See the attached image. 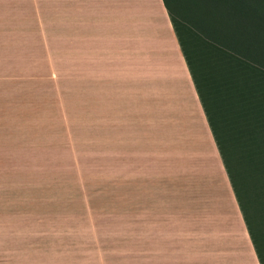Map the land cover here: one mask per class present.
Returning a JSON list of instances; mask_svg holds the SVG:
<instances>
[{
  "label": "rangeland",
  "instance_id": "374dc122",
  "mask_svg": "<svg viewBox=\"0 0 264 264\" xmlns=\"http://www.w3.org/2000/svg\"><path fill=\"white\" fill-rule=\"evenodd\" d=\"M53 26L31 0H0V264H237L231 214L202 203L212 165L172 136L177 99L127 66L122 36L111 74L71 76L87 46L72 69Z\"/></svg>",
  "mask_w": 264,
  "mask_h": 264
},
{
  "label": "crops",
  "instance_id": "0c3cea01",
  "mask_svg": "<svg viewBox=\"0 0 264 264\" xmlns=\"http://www.w3.org/2000/svg\"><path fill=\"white\" fill-rule=\"evenodd\" d=\"M36 3L37 12L46 18H53L55 43L70 46V67L73 68L72 48L75 44L87 46L85 55L79 56V71L71 76H107L114 63L112 45L117 37H123L126 44L127 66L145 68L151 82L160 80L168 95L178 101V108L184 111L183 119L174 126L172 136H190L188 147L180 142L183 154L190 159L196 156L205 167L201 176L197 171L199 184L207 186L202 203L213 205L214 212L220 211L227 221L221 238L229 244L228 254L237 264H259L245 222L235 199L213 134L209 127L200 98L187 66L176 31L173 16L162 0H31ZM47 14V15H46ZM264 28V23H261ZM61 30L59 36L58 30ZM62 33L64 36H62ZM203 38V37H202ZM248 52L247 58L261 59L264 63V40L260 49ZM249 45V44H247ZM235 58H244L231 53ZM94 73H90V71ZM264 71V69H262ZM154 92L156 88L153 89ZM125 136H136L129 131ZM191 147L192 150H189ZM212 173V174H211ZM214 173V174H213ZM204 188V187H203ZM210 210V208L208 209ZM210 213H208L209 216ZM226 248V246H225ZM226 251V249H225ZM224 251V254H225Z\"/></svg>",
  "mask_w": 264,
  "mask_h": 264
},
{
  "label": "trees",
  "instance_id": "16d2710c",
  "mask_svg": "<svg viewBox=\"0 0 264 264\" xmlns=\"http://www.w3.org/2000/svg\"><path fill=\"white\" fill-rule=\"evenodd\" d=\"M162 1L173 16L257 259L264 264V63L247 58L252 43L260 49L264 40V0Z\"/></svg>",
  "mask_w": 264,
  "mask_h": 264
}]
</instances>
